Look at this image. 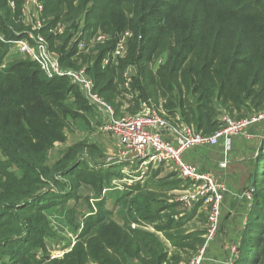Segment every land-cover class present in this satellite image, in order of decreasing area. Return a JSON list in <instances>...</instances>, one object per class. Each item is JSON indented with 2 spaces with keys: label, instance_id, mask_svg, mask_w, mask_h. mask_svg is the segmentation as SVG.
<instances>
[{
  "label": "trees",
  "instance_id": "1",
  "mask_svg": "<svg viewBox=\"0 0 264 264\" xmlns=\"http://www.w3.org/2000/svg\"><path fill=\"white\" fill-rule=\"evenodd\" d=\"M10 1L0 0V32L7 39L21 38L29 30L22 0H14L13 6ZM41 2L46 21L40 32L59 53L60 64L85 66L95 90L112 107L120 93L116 83L134 67L135 100L147 102L157 94L167 98L171 117L179 115L203 134L218 129L223 114L239 119L264 109V0ZM80 21L87 42L98 32L109 36L89 55L69 45ZM60 22L66 27L57 35L54 28ZM126 30L131 35L125 55L103 66L106 53ZM159 56L164 63L153 72L148 65ZM88 113L96 116L67 78L46 77L36 63L0 43V264H43L59 225L73 234L75 243L58 239L68 251L46 264L176 263L159 235L130 227L131 222L153 225L160 219L163 209L157 206L159 199L148 195V187L135 184L113 199L115 205L132 192H145L139 196L143 206L134 210L141 218L120 211L114 219L101 197L112 173L88 169L81 159L94 145L76 141L49 161L51 146L66 139V123L82 121ZM115 114L122 112L115 109ZM259 159L262 166L259 170L255 163L252 202L231 264H264V152ZM177 180L166 184L174 189L181 181L185 185ZM91 197L95 209L88 203ZM186 222L170 216L166 224L153 226L166 238L173 229L178 237L169 236L175 248L200 247L205 229L180 233Z\"/></svg>",
  "mask_w": 264,
  "mask_h": 264
},
{
  "label": "built area",
  "instance_id": "2",
  "mask_svg": "<svg viewBox=\"0 0 264 264\" xmlns=\"http://www.w3.org/2000/svg\"><path fill=\"white\" fill-rule=\"evenodd\" d=\"M9 3L13 6L14 0ZM21 12L22 16L25 14L28 17L29 30L25 36L7 39L0 32V43L9 45V52L36 63L46 77H65L80 89L99 121L97 134L114 147L115 163L124 166L122 168L131 178L130 180L142 179L144 171L151 165L168 166L185 181L187 187L184 195L179 196L177 200L188 205L202 201L207 207L204 242L186 262V264H204L208 244L219 230L221 202L226 194V188L222 183L216 182L209 172L200 171L195 164L184 161L182 154L197 146H216L220 140L245 135L252 123L264 120V111L239 119L223 114L219 117V128L210 134H203L192 125L183 123L179 115L168 121L163 115L149 108L136 114L124 113L117 116L115 109L95 90L94 82L86 72L85 66L72 69L60 64L59 54L49 47L40 32L44 27L41 0H22ZM64 26H59L57 32L63 33ZM82 27L83 23L80 21L69 42L70 46H76L78 52H84L88 46V42L83 38ZM130 35L131 33L126 30L118 37L114 47L103 58V66L125 55ZM108 39V35L98 32L90 41L99 44ZM129 68L123 72L124 89L133 96L137 92L131 89L132 75ZM261 140L264 146V135ZM126 181L128 182L129 179H122L121 182ZM253 191V187H250L240 196L251 203ZM62 254L63 251L60 255H52V257Z\"/></svg>",
  "mask_w": 264,
  "mask_h": 264
},
{
  "label": "rangeland",
  "instance_id": "3",
  "mask_svg": "<svg viewBox=\"0 0 264 264\" xmlns=\"http://www.w3.org/2000/svg\"><path fill=\"white\" fill-rule=\"evenodd\" d=\"M46 19H42V23H44ZM64 22L57 23L56 27L54 28L55 34H62L57 32V28ZM69 23V22H68ZM71 24V23H69ZM66 27V24L64 26V29ZM96 44H93L90 40L88 42L87 49L83 53L84 55H89L91 52H93ZM54 50V49H53ZM55 51V50H54ZM57 52V51H56ZM58 53V52H57ZM59 54V53H58ZM161 59V61H159ZM6 62H4L5 64ZM164 63L163 57H156L149 65L148 67L155 72L159 66H161ZM82 67V65H81ZM136 70V69H135ZM134 76L131 77L133 79ZM116 87L118 90H120V93L118 94V98L116 99V104L113 106L115 109H117L118 112L129 113V114H136L138 112H142L146 110V108H149L151 110H154L155 112L163 115L168 121H172L171 114H169V110L166 109L165 104L168 102L167 98H162L158 94L156 96L150 97L147 102H144L138 99L135 100V97H137V93L133 96L129 95V93L124 89V78L123 80H120L118 83H116ZM138 104V105H137ZM264 111V109L258 110L254 113H258ZM253 113V114H254ZM95 115V114H94ZM230 116V115H229ZM232 117V116H231ZM248 117V116H245ZM235 118V117H234ZM243 118V117H240ZM238 119V118H235ZM99 121L95 116H93L92 113L84 114L82 121H73L70 120L65 125V134L66 139L62 143H54L51 148L48 151V158L49 161L53 162L54 160L58 159V157L61 155L63 151H65L71 144L75 143L76 141H84L88 145H94L96 148H88L83 151L84 155L81 157L84 166L91 170H100L103 173H112V175L109 176L107 188H104L101 192L102 199H105V207L107 209H111L113 212L114 219H118V214L120 211H122L123 215L125 217H138L139 213H137V208H140L141 205L143 206L144 201L139 196H143L144 194H140L141 191L138 192H132L130 196L125 197L123 200L118 202L117 204H113V199L116 194H118V191L128 192V189L130 190L131 187H133L135 184L142 186V187H148L146 188V191L148 192L149 196H153V200L159 199V202L157 204L158 207H162V212H159L160 219L155 220L153 222V225L157 224H166L167 221H169V217L173 216L175 221H184L186 218V224L184 226V229L179 230V232L188 231L191 229H205L206 228V213H207V207L200 206L197 207V204H194L193 202L191 204H185L177 198L179 196L184 195L185 192H179L178 189L172 188L171 184H166V179H170L171 181H178V175L176 172L173 171L172 168L168 166L164 170V173L162 175H156V169L159 167L155 166H149L142 176V179L137 180L132 178H129L125 171L122 168V164L115 163V152L114 149L111 148V145L105 141L102 140L101 136L98 133L99 131ZM3 156L0 153V159H2ZM259 162L258 169L260 170L262 166L263 159H260L257 161ZM256 170L260 173L259 170ZM123 171V172H122ZM167 177V178H166ZM122 179H129V181L122 183ZM183 183L181 181L180 185ZM186 186V185H184ZM83 192V191H82ZM85 193H87V190H84ZM83 192V193H84ZM94 198H89L88 203L93 207V209L97 208L95 206ZM202 202V201H201ZM173 206H169L172 205ZM192 209V210H191ZM191 212V215H190ZM184 213H186V216H184ZM191 216V217H190ZM190 217V218H188ZM190 219V220H189ZM83 220V219H82ZM81 220V221H82ZM189 220V221H188ZM142 221V220H141ZM56 223H54L55 225ZM152 224L146 223L144 220L141 222V224H136L135 222L130 223V227L133 229H140L143 231H147L150 233H154L159 235L166 243V245L169 248V255L176 257L177 261L175 264H186L188 259L195 253L197 250V247H193V245H188L184 247L177 246L176 248L172 246V241L170 239V236L178 237L173 231V229L168 230L166 233L167 238L165 234H162L161 232H157ZM174 225L171 227L173 228ZM53 231L55 232L54 238L50 239L48 241V247H49V260L44 262L43 264H46L50 262L51 260L58 257H52V255L57 256L60 255V253L63 251V241H58V239H69L71 242V246L74 245L75 240L74 237H72L70 234L67 233L66 230L59 225L58 227H54ZM219 232V230H218ZM73 235V234H72ZM169 236V237H168ZM216 237V236H215ZM236 247H234L235 249ZM39 250V249H38ZM37 250V251H38ZM235 251V250H234ZM38 256L41 255V251H38ZM174 264V263H172Z\"/></svg>",
  "mask_w": 264,
  "mask_h": 264
},
{
  "label": "crops",
  "instance_id": "4",
  "mask_svg": "<svg viewBox=\"0 0 264 264\" xmlns=\"http://www.w3.org/2000/svg\"><path fill=\"white\" fill-rule=\"evenodd\" d=\"M23 22L25 25L28 24V17L25 14ZM129 72L132 76L135 75V68L130 67ZM263 135L264 120L252 123L245 135L220 140L216 146H197L182 154L184 161L195 164L200 171L209 172L216 182L222 183L226 188V194L221 202L219 232L208 244L204 264H228L234 259L236 251L234 247L239 243L251 205L240 195L255 182L256 158L260 151L264 152L261 140ZM111 148L114 149L112 146ZM165 168H157L155 174L162 175ZM168 182L171 180L166 179L165 183ZM186 188L181 184L175 190L184 192ZM196 202L194 204H197V207H206L202 202L199 204ZM195 230L199 229L187 232Z\"/></svg>",
  "mask_w": 264,
  "mask_h": 264
},
{
  "label": "water",
  "instance_id": "5",
  "mask_svg": "<svg viewBox=\"0 0 264 264\" xmlns=\"http://www.w3.org/2000/svg\"><path fill=\"white\" fill-rule=\"evenodd\" d=\"M257 162V161H256Z\"/></svg>",
  "mask_w": 264,
  "mask_h": 264
}]
</instances>
